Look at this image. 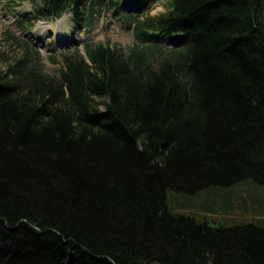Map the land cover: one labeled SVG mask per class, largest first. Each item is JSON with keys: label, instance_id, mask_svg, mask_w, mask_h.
Instances as JSON below:
<instances>
[{"label": "trees", "instance_id": "trees-1", "mask_svg": "<svg viewBox=\"0 0 264 264\" xmlns=\"http://www.w3.org/2000/svg\"><path fill=\"white\" fill-rule=\"evenodd\" d=\"M12 1L141 43L0 70V264H264V0Z\"/></svg>", "mask_w": 264, "mask_h": 264}, {"label": "rangeland", "instance_id": "rangeland-1", "mask_svg": "<svg viewBox=\"0 0 264 264\" xmlns=\"http://www.w3.org/2000/svg\"><path fill=\"white\" fill-rule=\"evenodd\" d=\"M125 9H131L130 0H119ZM170 0H152L146 8L142 17L156 16L163 13L169 8ZM123 8V9H124ZM33 6L28 1L16 3L12 0H0V70L6 67L22 54L23 41L28 42L36 51V56L41 60L45 70L52 75L58 74L60 63L53 64L46 59V55L50 52L57 53L59 50L71 48L84 42H103L111 46L127 47L134 43H141L140 40L133 36L132 30H125L122 24L113 17V10L103 6L98 7L99 13L89 29H73L71 22V13L65 11L60 19L49 21L38 18L35 14L30 13V24H27L25 12H32ZM16 37L18 40H16ZM241 185H235L228 189L235 193L239 198L244 199L253 191L262 192L257 189L250 181H244ZM234 195V194H232ZM206 194L192 199V202L202 203ZM233 200L236 207L243 213L242 200ZM247 206H250L246 200ZM239 203V207L237 204ZM240 210L238 214L241 215ZM250 211V210H247ZM234 213V211H230ZM249 216L248 214L245 215Z\"/></svg>", "mask_w": 264, "mask_h": 264}]
</instances>
